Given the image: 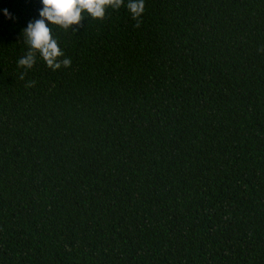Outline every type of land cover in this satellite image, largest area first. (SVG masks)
Segmentation results:
<instances>
[{
    "label": "trees",
    "instance_id": "trees-1",
    "mask_svg": "<svg viewBox=\"0 0 264 264\" xmlns=\"http://www.w3.org/2000/svg\"><path fill=\"white\" fill-rule=\"evenodd\" d=\"M127 2L54 71L0 0V264H264V0Z\"/></svg>",
    "mask_w": 264,
    "mask_h": 264
},
{
    "label": "clouds",
    "instance_id": "clouds-1",
    "mask_svg": "<svg viewBox=\"0 0 264 264\" xmlns=\"http://www.w3.org/2000/svg\"><path fill=\"white\" fill-rule=\"evenodd\" d=\"M43 7L39 11V18L30 21L22 30L25 44L28 46L27 53L18 61V66L27 69L33 68L39 55L46 65L52 70L62 66L70 67L71 60L63 58L64 52L59 47V42L52 35L50 25L69 29L72 25L80 24L85 12L93 19H104L108 8L119 10L125 6V0H41ZM127 9L132 18L137 21L136 27H140V19L145 11V0H128ZM5 16L12 19L11 13L4 10ZM264 50V49H262ZM21 79L24 75L21 74ZM34 86L29 82L26 87Z\"/></svg>",
    "mask_w": 264,
    "mask_h": 264
}]
</instances>
